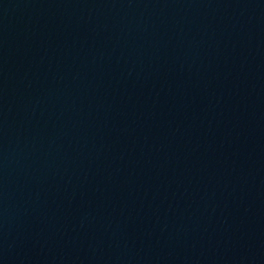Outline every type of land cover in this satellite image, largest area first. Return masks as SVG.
Segmentation results:
<instances>
[{
    "label": "water",
    "instance_id": "water-1",
    "mask_svg": "<svg viewBox=\"0 0 264 264\" xmlns=\"http://www.w3.org/2000/svg\"><path fill=\"white\" fill-rule=\"evenodd\" d=\"M0 264H264V0H0Z\"/></svg>",
    "mask_w": 264,
    "mask_h": 264
}]
</instances>
